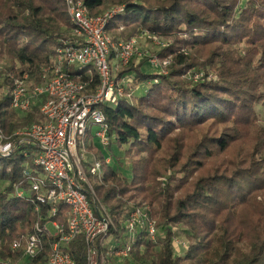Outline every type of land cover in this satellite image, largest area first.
I'll use <instances>...</instances> for the list:
<instances>
[{"label":"trees","instance_id":"trees-1","mask_svg":"<svg viewBox=\"0 0 264 264\" xmlns=\"http://www.w3.org/2000/svg\"><path fill=\"white\" fill-rule=\"evenodd\" d=\"M81 1L93 17L110 7H123L107 27L113 40L129 41L142 29L150 37L172 40L157 53L159 60H171L165 72L145 70L151 56L138 66L133 57L119 73L120 78L130 76L126 88L130 97L103 106L106 147L120 151L118 163L124 158L132 176L109 166L102 181L92 184L95 196L90 199L96 216L102 206L116 227L107 235L123 238L111 248L97 240L98 256L107 249L118 253L129 244V255L137 256L127 264H264V127L263 137H258L254 126L255 108L264 106V0ZM120 26L128 31L117 36L114 32ZM74 29L66 0H0V131L9 141L18 144L16 133L40 116V100L26 114L12 108L15 81L28 75L29 81L41 83L44 69L53 65L60 49L80 46L82 39ZM75 73L90 82V88L99 83L87 68H75ZM141 85L146 90L136 96L133 87ZM207 124L221 125L223 131L200 135L193 153L185 154L184 140L173 144V134L198 133ZM244 127L253 129L249 128L253 148L244 159L247 167L211 164L248 130ZM85 141L88 154H96V143L90 137ZM24 149L18 145L10 156H0V182L9 183L0 193V257L30 264L23 248L13 250V244L20 242L24 247L36 223L51 219L66 224L62 216L66 208L59 206L58 215L48 217L49 207L41 206V213L37 212L32 197L17 196L14 185L27 186ZM165 152L171 154L164 170L175 172L166 176V183L150 186L152 166ZM193 170L196 177L186 179ZM139 198L156 206L151 217L157 234L159 229L164 234L158 243L144 228L133 238L128 235L127 216L141 206L135 203ZM131 202L135 204L128 207ZM176 227L186 228L189 243L183 255H176L173 246ZM42 238L43 249L33 264H44L59 241ZM157 244L156 259H150L149 248ZM65 251L76 264H88L89 245L82 236Z\"/></svg>","mask_w":264,"mask_h":264},{"label":"built area","instance_id":"built-area-1","mask_svg":"<svg viewBox=\"0 0 264 264\" xmlns=\"http://www.w3.org/2000/svg\"><path fill=\"white\" fill-rule=\"evenodd\" d=\"M66 7L75 26V36L82 39L80 46L60 49L53 65L44 69L41 83L29 81L28 75L15 81L11 93L12 108L26 114L31 111L33 102L40 100V116L16 133L18 144L0 138V156H10L18 145L27 148L22 151L28 160L23 171L27 186L24 188L16 183L17 196L26 197V191H29L28 196L36 203L37 212L41 213V206L49 207L48 217L58 215L59 206L66 208L62 213L66 224L51 219L43 225L36 223L34 233L24 247L20 242L13 244V250L23 248L24 257L30 264L43 249V236L59 239L52 245L44 264H76L65 247L79 236L89 245L88 264H98L94 244L99 239L104 241L108 231L116 229L102 206L100 216L95 214L90 199L95 192L89 176L99 175L101 182L100 172L104 166L96 161L95 153L88 154L85 140L90 137L94 144L96 138L101 144L108 145V125L102 109L120 98L130 97L126 92L130 76L120 78L119 73L137 53V41H116L108 33L110 20L123 7L113 8L97 17L89 14L81 0H66ZM151 62L155 66L168 64L158 58ZM75 68H87L90 74H96L98 85L90 88V82L76 74ZM93 126L99 127L96 135L92 133ZM92 160L95 163L90 167ZM50 225L53 231L49 229ZM126 225L132 238L139 228L146 229L151 239L157 236L156 225L146 210L133 209L127 216ZM130 251L127 244L117 255L128 256ZM0 264L23 262L0 257Z\"/></svg>","mask_w":264,"mask_h":264},{"label":"rangeland","instance_id":"rangeland-1","mask_svg":"<svg viewBox=\"0 0 264 264\" xmlns=\"http://www.w3.org/2000/svg\"><path fill=\"white\" fill-rule=\"evenodd\" d=\"M242 3H245V0L242 1ZM119 7V6H117ZM114 7V8H117ZM113 9V7L108 8L107 10H105L103 12V14L111 11ZM128 30H125V28L123 26H120L115 32L114 34L117 36L122 35V33L124 34L125 32H127ZM142 33H140L139 36L134 37V39H136L137 41V45H136V51L137 53L134 55V65L138 66L140 65L145 59V57H150L151 56V60L150 63L147 64L144 68L145 70L151 71L152 73H163L165 72L166 68L170 65V59H166V61L168 62L167 65H161L158 63V65H153L152 64V60L157 58V53L159 51H161L162 49H164L166 46H168L169 44H171V39H167V38H157V39H152L148 32L146 30H141ZM244 46L242 45V48ZM212 78L216 76L211 75ZM133 86V85H132ZM147 86H139V87H133L134 89V94L136 96L142 95L144 94L145 90H146ZM256 112L258 115V120L256 121V124H254V126L258 127L255 128L258 132H255L256 135L259 137L260 135L263 137L262 135V130L261 128L264 127V106L262 105H257L256 106ZM244 128H248V130H246V132L242 133L241 136L239 137L238 141L233 142L231 147L224 153L218 154V158L214 161H211V164L215 163V167H224V168H228L229 166L231 167L232 165H240L242 164V166L245 168L247 167V165L244 164V159L246 158L245 156L247 155V153L249 152L250 149L253 148V140L250 139L249 133L250 130H253L251 127H244ZM263 129V128H262ZM99 130V127L97 126H93L92 127V133L93 135H96L97 131ZM244 130V129H243ZM223 131V126L218 125V124H207L206 126H203V129L199 130L198 133L196 132H191L189 131L187 135L182 136L183 134H179V132L173 134L172 138H173V144L178 140L180 143L183 142V147H184V151H186L188 149V152H186L185 154H190L193 153L195 150V144L197 143L196 140L199 138L200 135H204L205 133L215 136L220 134ZM260 134V135H259ZM5 138L7 139V136H5L1 131H0V138ZM259 139V138H258ZM264 139V138H263ZM262 139V141H264ZM258 141V140H257ZM260 142V146L261 143ZM172 142V141H171ZM95 143L97 145L96 151V161H99L100 163L104 164V167L102 169V171L100 172V176H103L108 167L111 166L113 167L115 170H117L118 172L122 173L123 175L127 176L128 178H131V171L128 165V162L126 160H124V158H122V162L118 163V158L121 155L120 151L116 148V147H106L105 145L100 143L99 139L95 138ZM166 149H168L167 146H169V143L167 142L165 144ZM171 146H173L171 144ZM170 146V147H171ZM168 151V150H167ZM167 152H165L164 154H160L159 157L161 160H159L158 164H156L155 166H152V171H153V178H152V182L150 184L151 185H158V184H162V183H166L167 182V175L170 174H174L175 170L169 168L167 170H164V168L167 165V160L171 154V152H169V154H166ZM242 160V161H241ZM94 160H92V163L90 165V167L94 166ZM202 163H206L205 160H202ZM195 171L193 170L191 172H187L186 173V179L188 180H192L193 177H196L195 175ZM99 177V175H98ZM98 177H92L91 178V182L92 184H96L98 182H100ZM177 183L176 181L172 182ZM9 183L8 182H0V193L4 191L5 187L8 186ZM149 184H146V186H148ZM26 195H30L29 191H26ZM135 203H140L141 206L139 207V205H136L139 209L142 210H146L147 213L149 214V218L152 220V222H154V224L157 227L156 224V220L155 218L153 219L151 217L152 213H155L156 210V206L155 205H151L150 202L144 201L141 198L137 199ZM135 203H129L128 207L133 206ZM155 216V215H154ZM49 229L53 231V227L50 225ZM183 229L186 228H182V227H176L174 229V232L176 234V237L174 238L173 241V246L175 249V253L176 255H183L185 250L183 249V247L185 245H187L189 242L186 239V234L184 232ZM163 231H161L159 229L157 236L152 239L153 243H158L159 241V237H163ZM123 238L120 239H116L114 236H107L103 243L105 244L104 247H109L111 248L113 245L116 246L118 243H122ZM122 241V242H120ZM158 245V244H157ZM159 245L155 246V247H150L149 248V252L148 255L150 257V259H153L157 256V252L159 249ZM108 252L106 254L103 253L102 256H98L96 258V262L98 264H127L129 261L133 262L134 258L137 256L133 255H129L128 256H123V255H117V253L115 254H111L109 249H107ZM22 263V262H21ZM24 264V262H23Z\"/></svg>","mask_w":264,"mask_h":264}]
</instances>
